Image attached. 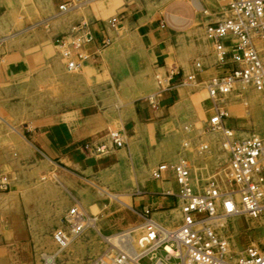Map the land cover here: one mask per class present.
I'll list each match as a JSON object with an SVG mask.
<instances>
[{"label":"rangeland","instance_id":"obj_1","mask_svg":"<svg viewBox=\"0 0 264 264\" xmlns=\"http://www.w3.org/2000/svg\"><path fill=\"white\" fill-rule=\"evenodd\" d=\"M167 1L0 0V179L7 176L9 180L8 188L0 192L14 196L7 212L8 242L0 252V264H89L103 253L121 250L113 239L125 231H130L137 244L150 217L146 208L167 229H175L179 219L174 217L180 214L177 196L145 186L159 182L152 170L161 161L186 158L193 166L192 183L197 191L209 182H216L222 190L232 187L227 154L221 148L222 132L220 137L212 136L215 131L207 126L215 109L207 89L211 76H199L210 68L206 58L201 53L193 55L190 49L186 59L191 68L167 75L157 69L152 53L130 22L138 15L152 17ZM218 1L220 20L227 9L225 0ZM80 22L92 26L97 40L83 54L79 69L70 70L58 39ZM203 36L210 41L206 29ZM262 44L264 53V41ZM210 46L214 54L215 47ZM23 59L34 63L30 76L35 80L30 83H20L6 73L10 62ZM216 60L218 63L217 55ZM195 80V85L185 86L183 106L172 109L165 120L148 121L134 145L129 146L123 135V146L113 144L111 131L119 130L115 124L105 143L89 141L96 145L103 141L106 148L102 152L86 146L89 151L83 168L51 161L30 145L34 129L51 123L61 108L118 110L148 99L154 103L162 90ZM223 98L226 101L220 108L225 113L233 108L225 121L237 136L255 132L264 138V89L239 82ZM203 100L211 104L208 117L199 105ZM244 108L250 111L249 117ZM204 143L209 149L200 154L196 147ZM169 188L175 190L171 183ZM168 199L176 202L173 208L179 211L167 206ZM74 204L94 215L95 224L68 248L60 249L54 231ZM262 231L260 220L240 216L227 224L224 233L231 237L233 252L238 254L252 240L263 241L259 238ZM158 254L164 255L162 251ZM49 255L54 258L47 260ZM179 263L175 257L168 261ZM142 264L155 263L145 256Z\"/></svg>","mask_w":264,"mask_h":264},{"label":"built area","instance_id":"obj_2","mask_svg":"<svg viewBox=\"0 0 264 264\" xmlns=\"http://www.w3.org/2000/svg\"><path fill=\"white\" fill-rule=\"evenodd\" d=\"M227 14L206 25V34L215 47L221 71L207 80L210 98L221 100L235 89L237 83L264 89V57L257 41H264V0H225ZM92 26L87 22L73 25L58 39L63 60L70 70L78 69L83 54L96 42ZM195 79V75H190ZM208 119L212 131H221V148L227 154L232 187L222 190L216 182H209L201 191L195 190L193 166L186 158L177 162H159L152 170L158 180H175L177 188L167 191L177 196L181 217L178 226L167 229L150 214L138 239V251L121 249L103 253L89 264H142L149 256L155 264H168L175 257L179 264H264V240H252L240 253L234 254L231 237L225 227L236 217L260 220L264 234V138L252 132L239 137L235 129L225 124L226 113L220 103ZM113 144L123 146L120 131H111ZM88 148L105 151L106 144H86ZM201 154L209 149L207 143L197 145ZM9 180L0 179V191L8 188ZM96 217L81 205L74 204L65 212L62 224L54 231L60 249L68 248L89 228ZM173 248V251L168 249ZM162 251L164 255H159Z\"/></svg>","mask_w":264,"mask_h":264},{"label":"crops","instance_id":"obj_3","mask_svg":"<svg viewBox=\"0 0 264 264\" xmlns=\"http://www.w3.org/2000/svg\"><path fill=\"white\" fill-rule=\"evenodd\" d=\"M219 3L218 0H168L161 10L152 17L143 19L138 15L136 19L130 22L136 27L144 47L152 53L157 69H162L167 75L172 71L181 72L185 71L186 68L190 69V61L186 57L189 54L188 51L192 49L193 55L197 56L198 53H201L209 63L208 67L213 69L209 74L204 73L212 69L202 70L199 74L200 78L210 77L219 73L221 67L217 63L216 54L215 52L213 54L210 46V43H213L205 39L203 30L206 29L208 23L218 20ZM257 43L262 50V40H258ZM33 69L34 63L30 60H16L7 65L6 73L8 77H13L20 83H30L35 80L34 77L30 76ZM195 83L196 80L187 81L184 85L174 89L162 90L161 96L154 103L148 99L129 103L118 110L101 109L100 107L93 109V106H83L75 110L61 108L56 110L59 115L53 118L51 123L34 129L31 134V141H29L30 145L33 149L42 152L51 161L69 162L76 168H83L88 156L86 144L89 141L104 140L105 143L106 140H109L107 133L115 124L119 126L118 131H121L129 146L134 145V140H138L139 135L144 130V125L148 124V121L165 120L172 109L176 111L180 109V106H183L187 91L185 86L195 85ZM218 101L215 99L214 103L216 104ZM225 101L226 98H222L219 103ZM199 105L205 117H208L207 113L211 110L210 102L203 100ZM232 111L233 108L229 107L227 109L228 115H232ZM244 115L247 117L251 115L246 108H244ZM117 119L119 123L116 122ZM225 124L231 126L226 121ZM213 135L220 137V132L217 130L212 133ZM99 144H103V141H99ZM119 156L121 157V154ZM170 183L173 188H177L175 180L150 181L145 186L154 191H168ZM13 200L14 196L11 192H0V252L8 242L10 220L7 212ZM166 203L171 209H174L173 206L176 205V202L173 203L169 199L166 200ZM12 205L18 209L15 202ZM174 210L179 211L178 207ZM180 214L176 215L174 220L179 219ZM51 257L54 258V256L49 255L47 260Z\"/></svg>","mask_w":264,"mask_h":264},{"label":"bare ground","instance_id":"obj_4","mask_svg":"<svg viewBox=\"0 0 264 264\" xmlns=\"http://www.w3.org/2000/svg\"><path fill=\"white\" fill-rule=\"evenodd\" d=\"M227 113V112H226ZM228 114V113H227ZM230 176V175H229ZM231 180V179H230ZM181 217V216H180ZM180 219V218H179ZM144 228V226H143ZM140 237V236H139ZM259 238L264 240V234L263 231L261 235H259ZM138 239L137 238V244H134V237L131 235L130 231H125L122 234L118 235L113 239L114 243H116L118 246H120L122 249L126 251H138L139 245H138ZM258 239V238H257ZM168 249L173 251V248L171 246H168ZM160 264H163V262H160Z\"/></svg>","mask_w":264,"mask_h":264}]
</instances>
